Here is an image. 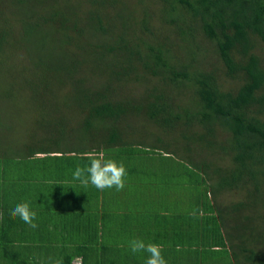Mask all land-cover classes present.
Instances as JSON below:
<instances>
[{"label":"trees","instance_id":"trees-1","mask_svg":"<svg viewBox=\"0 0 264 264\" xmlns=\"http://www.w3.org/2000/svg\"><path fill=\"white\" fill-rule=\"evenodd\" d=\"M63 1L67 14L54 1L43 0L31 10L22 8L24 0H15L17 8L11 13L40 18L34 33L37 26L44 27L39 45L28 52L34 67V76L27 78L32 91L49 90L48 101L57 104L54 98L64 90L58 113L70 109L66 102H72L66 115H79L83 123L72 131L75 141L60 134L52 145L25 149L29 153L23 156L40 153L33 160L39 169L54 160L66 161L62 165L71 174L77 166L90 164L88 154L101 150L105 159L121 162H143L153 153L163 161L172 158V168L146 164L148 170L138 172L149 186L162 185L163 192H172V198H166V214L180 198V213L171 211L170 216L180 218L183 241L197 236L200 245H209L208 257L220 264H264L259 252L264 247V69L259 52L264 44V0H152L158 10L150 1L136 0L141 5L138 14L127 8L128 0H84L88 4L79 26L67 22L81 0ZM7 36L0 33V44ZM2 67L0 58V71ZM88 78L89 83H83ZM8 79L2 92L12 89ZM85 115L96 116L101 132L85 131ZM149 122L157 132L148 129ZM141 123L147 132L139 130ZM167 132L179 133V156L171 150L158 152ZM220 136L224 138L216 140ZM217 153L228 157L227 167L216 165ZM21 166L17 161L16 169L29 167ZM7 169L2 166L0 173ZM234 190L241 194L239 201L217 202L223 191ZM234 213L244 221L255 220V226L242 229L256 230L258 236L230 234L232 227L224 225V219Z\"/></svg>","mask_w":264,"mask_h":264},{"label":"crops","instance_id":"crops-1","mask_svg":"<svg viewBox=\"0 0 264 264\" xmlns=\"http://www.w3.org/2000/svg\"><path fill=\"white\" fill-rule=\"evenodd\" d=\"M39 156H25L21 166L27 164L25 170L16 169L14 173L11 166L0 173V264H66L69 256L80 257L82 264H145L146 252L122 256L129 248L128 242L135 238L161 245L167 264H192L193 256L197 264H214L208 257L209 245H200L197 236L189 235L183 241L180 218L169 222L164 219L166 198H172V192H144L137 205H130L136 208L124 210L126 206L119 204L122 196L111 199L109 189L100 191L90 183L87 187L81 185L62 165L66 161L54 160L39 169L33 161ZM139 166L143 169L144 163L135 161L132 168L138 171ZM127 169V174L132 171L131 167ZM133 179L128 176L125 182ZM142 181L147 189L146 177ZM24 202L36 212L35 229L19 217H10L11 210ZM156 232L163 238L159 239ZM48 250L56 253L49 255Z\"/></svg>","mask_w":264,"mask_h":264},{"label":"rangeland","instance_id":"rangeland-1","mask_svg":"<svg viewBox=\"0 0 264 264\" xmlns=\"http://www.w3.org/2000/svg\"><path fill=\"white\" fill-rule=\"evenodd\" d=\"M15 0H0V33L2 34H8L7 37H5L0 44V48L3 49V51L0 53V58L3 59V67L0 71V94L2 93L4 96L8 94L9 98H4L0 95V168L4 165H7L8 168L12 166V170L15 173V169L17 166V161L22 162L26 159L25 156L29 153V151H25V149L29 148H46L53 144L55 137L60 134H66L69 137H72L71 140L75 141V138L73 137L72 131H76V128H79L81 122V116H75V115H66V111H70V109H73V103L72 102H66L68 107L70 109H67L66 111L59 112V109L61 108L62 98L64 97V90L61 91V93L56 94V98H54V101L57 102V104H54L53 101H48L50 99L51 94L46 90L43 92H33L31 89L30 84L28 83V79H30L33 75L30 74L34 67L31 65V62L28 58V52L33 50L36 45H39V34L43 31L44 27L39 25L35 28L34 33V25L37 22H40V18L35 17L33 14L30 16H19L12 14L11 12L17 8V2H14ZM37 0H24L22 3V8H28L32 9L35 5ZM45 1V2H44ZM54 1V4L63 10L65 14L69 13V8L67 4L63 0H43L44 4H50ZM150 1L151 8L154 10H158V3L152 2V0H145ZM72 3H76L77 0H71ZM129 5H127V8L130 10H134L135 14H138V8H141V5L136 3V0H128ZM69 4V2H68ZM87 4L84 0H81L79 3V6L76 7L73 5V11L74 16L71 18L70 21L67 23L71 24L74 23H81L82 13L85 12L87 8ZM21 8V9H22ZM19 9V11L21 10ZM108 10V9H107ZM117 9L112 10L110 13H115ZM153 10H151L152 12ZM118 21V20H117ZM17 22V24H16ZM132 26V25H131ZM133 27V26H132ZM53 29V27L51 26ZM86 28V26L84 27ZM116 32H119L120 30V24L115 25ZM58 37V34H57ZM261 43L257 45L260 46ZM256 47V48H257ZM261 51L260 54L263 57L262 60V67L264 69V44L260 46ZM10 53H14V56L8 57ZM6 58V59H5ZM9 71V74H8ZM43 71V67H41V72ZM29 73V74H28ZM37 77L40 76L37 72ZM10 82L12 83V89L8 88L7 91H3V83L4 82ZM90 78V77H89ZM86 79L83 83L87 84L89 83L90 79ZM104 78L100 79V82H104ZM120 90V89H119ZM108 91H111L108 90ZM66 93V92H65ZM64 94V95H63ZM111 98L112 96L109 95ZM53 108V111H52ZM54 112V113H53ZM96 116L93 118L88 117L87 115L84 116L83 120H89L88 126L85 131H88V133H92L93 131L101 132V130H98V128L101 126L98 124V122L95 121ZM103 122V121H102ZM148 122V119L146 120ZM145 123H141L139 130H146V127L143 126ZM82 126V125H81ZM148 129L151 131L157 132V126H155L153 123L149 122L147 125ZM50 128V129H48ZM51 131V132H47ZM158 136V133H157ZM144 140L147 139V136L143 137ZM220 138H224L222 136L216 137V140H219ZM154 140V138H151ZM181 138L178 132L174 133H165L161 137V143L159 144L162 147L160 151L162 154L163 152H169V150L173 151L175 153V156H179V151L181 147ZM148 143L146 142V145ZM178 147V151L174 150V146ZM196 145H199L198 143ZM196 148V147H194ZM194 153V152H193ZM18 154H21V156H18ZM201 155H203V152H201ZM16 156H18L17 159ZM210 159V156H209ZM213 159L216 163V165H219L221 167H227L229 165L228 157L225 155H222L221 153H217L213 156ZM72 160V159H71ZM143 162L147 164V166H153L156 164H160L163 169L166 168H172L174 165V160L168 159L167 161H163V158L159 153H153V156L145 157L142 159ZM126 169L128 170V167H131L132 171L129 172L125 178L128 176L134 177L133 180L130 182H125V187L121 191H117L115 188H110V198L114 199L118 195L122 196L124 199L119 203L123 204L124 210L130 209V208H136L137 206L130 207L131 204L137 205L139 202H137L141 198V196L144 194V192H161L163 189L162 185H150L146 189L145 183L139 182L142 180L139 176V172L135 171L132 166L135 164L134 161H122ZM168 163V164H166ZM140 168V166L138 167ZM143 172L148 170V168L143 167ZM159 171V169L157 170ZM143 172L141 175H143ZM163 176H165V173H163ZM124 178V180H125ZM165 178V177H163ZM166 181V179H164ZM79 181V180H78ZM148 183V181H147ZM141 185H143V191L141 190ZM170 188L174 191L181 192V189L178 187L177 184H170ZM85 189V188H84ZM146 189V190H145ZM107 190V189H106ZM127 191H129V194L135 195V196H128ZM210 197L211 194L209 193ZM241 197L240 192L238 191H231V192H225L223 191L220 195H218L217 202L219 204H226L229 205L231 202L239 201V198ZM182 202L180 198L176 201L175 208H172L171 211L179 212L178 209L182 207ZM171 211L168 212L166 219H173L170 214ZM126 212V211H124ZM245 213V210H243ZM136 213V212H135ZM178 213V214H179ZM133 216H135L134 212H131ZM174 214V213H172ZM247 214H252V211H248ZM121 217V215H119ZM162 220V222L165 224V220ZM160 220V218H157V221ZM226 223L224 225H229L232 227V230L230 231V234L236 235L241 233L243 236L247 235L249 238L253 236H258L257 232L255 231H248L243 230L242 227L244 226H255V220L250 221H244L241 218L240 213H234L232 215L225 216ZM167 228L165 226L164 232H166ZM193 231H196L193 229ZM192 231V232H193ZM257 234V235H256ZM156 236L161 239L163 238L162 233L156 232ZM192 237H195L194 235H191ZM225 238H228L225 237ZM245 238V237H244ZM184 240H187L185 238ZM184 245V243H182ZM234 244V243H233ZM228 246V244H227ZM262 254V257L264 258V247L263 249L260 248L259 251ZM49 255H53L54 251L48 250ZM126 254H122V256H135L136 254H133L129 248L126 249ZM46 259V256L44 257ZM54 258L51 257L50 260ZM192 264L196 263V257H192ZM214 264H220L218 262L214 261Z\"/></svg>","mask_w":264,"mask_h":264},{"label":"clouds","instance_id":"clouds-1","mask_svg":"<svg viewBox=\"0 0 264 264\" xmlns=\"http://www.w3.org/2000/svg\"><path fill=\"white\" fill-rule=\"evenodd\" d=\"M87 159L90 161V164L84 167L77 166L73 173V178L79 180L81 185L87 187L90 183L100 191L110 188H115L117 191L124 189V178L127 172L123 163H117L112 159H105L103 151L90 153ZM10 217L12 219L19 217L32 229L38 227L34 223L36 212L31 210L27 202L17 204L11 210ZM128 247L133 254L148 253L145 264H167L162 255L161 245L155 243L146 244L143 240L135 238L128 242Z\"/></svg>","mask_w":264,"mask_h":264},{"label":"built area","instance_id":"built-area-1","mask_svg":"<svg viewBox=\"0 0 264 264\" xmlns=\"http://www.w3.org/2000/svg\"><path fill=\"white\" fill-rule=\"evenodd\" d=\"M70 264H82L81 258L78 256L72 257L70 260Z\"/></svg>","mask_w":264,"mask_h":264}]
</instances>
